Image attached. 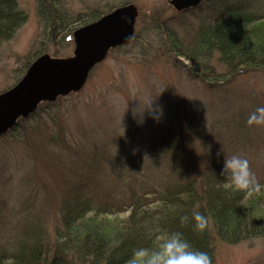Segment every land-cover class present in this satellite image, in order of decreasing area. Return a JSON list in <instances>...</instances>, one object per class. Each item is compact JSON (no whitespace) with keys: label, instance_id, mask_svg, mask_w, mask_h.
I'll list each match as a JSON object with an SVG mask.
<instances>
[{"label":"rangeland","instance_id":"374dc122","mask_svg":"<svg viewBox=\"0 0 264 264\" xmlns=\"http://www.w3.org/2000/svg\"><path fill=\"white\" fill-rule=\"evenodd\" d=\"M37 2L17 0L25 19L0 41V93L20 80L41 50L53 56L73 53L72 33L64 44L43 41L48 27ZM123 2L139 7L134 38L111 49L79 90L42 100L0 135L2 264L14 263L15 241L28 223L44 217L46 229L55 235L61 199L72 191L69 184L101 205L105 213L99 219L111 228L129 214L133 198L199 177L213 161L224 165L225 156L247 158L264 183V126L247 124L249 114L264 106V67L228 73L215 57V77L206 80L187 59L178 57L183 64L174 63L162 41L168 25L192 42L224 1L205 0L186 10L169 0H65L62 7L75 17L111 8L107 13ZM160 88L165 89L156 97ZM152 100L163 115L157 120L145 112L138 123L134 110ZM214 264H264V237L217 241Z\"/></svg>","mask_w":264,"mask_h":264},{"label":"trees","instance_id":"16d2710c","mask_svg":"<svg viewBox=\"0 0 264 264\" xmlns=\"http://www.w3.org/2000/svg\"><path fill=\"white\" fill-rule=\"evenodd\" d=\"M37 1V12L48 27L43 40L48 45L64 44L75 28L111 9H91L86 16L74 17L64 11L65 0ZM223 1L211 23L201 26L192 42L191 37L183 40L168 25L163 31L162 41L173 62L181 63L178 57L187 59L191 69L204 74L206 80L215 77V60L226 65L231 71L228 73L264 67V4L256 7L245 0ZM24 19L17 0H0V41L10 38ZM60 35L63 38L59 42L56 38ZM210 164L199 177L193 176L180 185L170 182L163 190L155 187L146 192L150 197L143 194L133 198L129 214L117 218L111 228L99 219L105 213L99 209L101 205L69 184L72 191L61 199V223L55 235L46 229L44 217L25 225L16 237L13 264H127L135 249L151 248L162 231L181 233L192 248L207 252L214 264L217 241L237 243L264 237V190L247 196L225 188L224 165L217 161ZM154 194L157 196L151 197ZM194 211L209 220L210 227L204 233L195 230ZM184 216L189 219L182 224ZM3 255L6 253H0V262Z\"/></svg>","mask_w":264,"mask_h":264},{"label":"water","instance_id":"95a60500","mask_svg":"<svg viewBox=\"0 0 264 264\" xmlns=\"http://www.w3.org/2000/svg\"><path fill=\"white\" fill-rule=\"evenodd\" d=\"M202 0H169L178 10H186ZM139 7L134 2L117 6L99 18L75 28V47L68 56L43 53L29 65L20 80L0 93V135L21 117L34 112L42 100L79 90L93 67L111 49L130 42L136 33ZM130 37H132L130 39Z\"/></svg>","mask_w":264,"mask_h":264},{"label":"clouds","instance_id":"9594fccd","mask_svg":"<svg viewBox=\"0 0 264 264\" xmlns=\"http://www.w3.org/2000/svg\"><path fill=\"white\" fill-rule=\"evenodd\" d=\"M164 89L160 88L156 97L162 94ZM153 104L154 100L146 105L141 104L138 110H134V118L138 114L140 116L138 123H143L145 112L157 120L163 115L162 107H153ZM247 124L249 127L264 126V106L257 107L249 114ZM222 174L226 178L225 188L244 192L247 196L259 195L264 190V185L252 171L249 160L241 155L225 156ZM188 219L187 216L181 217V223H187ZM192 219L195 222V230L200 233L210 227L208 218L199 211L193 212ZM127 264H212V257L207 252L192 248L181 233L162 231L155 236L151 248L135 249Z\"/></svg>","mask_w":264,"mask_h":264},{"label":"bare ground","instance_id":"6f19581e","mask_svg":"<svg viewBox=\"0 0 264 264\" xmlns=\"http://www.w3.org/2000/svg\"><path fill=\"white\" fill-rule=\"evenodd\" d=\"M11 129V128H10Z\"/></svg>","mask_w":264,"mask_h":264}]
</instances>
